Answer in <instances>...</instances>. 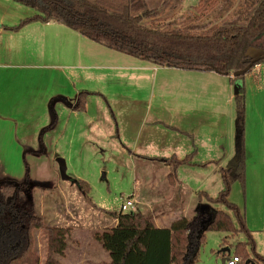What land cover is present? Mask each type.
I'll return each mask as SVG.
<instances>
[{"label":"rangeland","instance_id":"1","mask_svg":"<svg viewBox=\"0 0 264 264\" xmlns=\"http://www.w3.org/2000/svg\"><path fill=\"white\" fill-rule=\"evenodd\" d=\"M156 1L158 0L152 2ZM255 2L256 0H218L214 10L202 22L215 23L225 19L242 18L250 11ZM196 3L197 0H169L161 10L160 16H165L167 20H174L176 23L185 21L193 15V6ZM173 4L176 5L172 8ZM152 5L154 4L152 3ZM34 13L41 12L18 0H0V25H12L18 22L19 19ZM32 26L26 27L27 30L21 31L18 35L13 33H8V36L0 35V46L1 48H11L10 53L3 52L4 61L9 64L4 66L5 69L3 70H8L7 72L11 75L10 82L24 81L20 86H26L27 90L33 89V84H38L39 88L37 87L36 90L38 89L39 93L46 85H49V89L53 87V80L47 78L48 76L42 78L47 71H43L41 68L48 69L50 64H53L52 68H54L58 64L70 65L80 61L82 63L88 62V56L84 50L89 48H86L85 42L87 40L79 37V33L71 28L68 29L69 27H64L61 30V35L64 38L55 39L52 32L43 34L40 29L35 32L32 30ZM63 32L70 34L63 35ZM95 43L94 41L89 43L93 44L90 52L94 53L90 54H94V56L97 50L103 48L98 44L95 45ZM55 45L61 52L47 54ZM103 46L110 48L106 45ZM259 64V69L254 66L255 68H251L241 77L232 80L228 79L226 75L219 76L220 79L217 83L220 89L219 124L221 126V138L218 157L221 158V167L225 168L228 166L229 160L227 159H232L235 156L236 110L234 102L229 104L227 98L225 100L226 95L229 98L234 93L231 87H229L227 93L224 91L225 82L230 86L229 84L233 81L232 86L236 93L239 87L244 90L242 136L244 178L243 181L236 179L231 183L227 200L235 205L243 217L244 225L254 240V252L263 255L264 60ZM64 71H68L66 66L63 69ZM52 72L53 69H51V74H53ZM13 73L18 76H13ZM60 81H62V78ZM36 90L33 93H36ZM172 91L173 88L169 86L166 94L154 93V97H168ZM149 93L150 90L146 94L145 92L142 94L149 97ZM32 94L30 98L33 99L35 96H32ZM39 97L40 95L37 99L35 98L37 105L32 103L31 107L25 109L27 114H25L24 120L11 122L17 125V129H11L6 134H0L2 159H0L2 164V166L0 165V182L14 181L20 183L30 181L29 185L32 184V188L25 193V197L30 198L35 214L42 220V226L33 230L32 233L33 250L38 257V264H44L46 261L48 250L47 232L50 227L69 229L64 254L61 256L55 255L60 264H87L88 261L94 263L109 261V253L94 239V232L110 228L115 218L109 212H118L122 201L128 196H131L133 200L137 197L136 193L134 195L133 192L136 191V187H140L138 184L140 178L139 164L133 163L126 151L119 146H112L115 143L108 141V138L103 135L95 136L98 137V141L103 143L101 147H97L88 140L86 141V130L89 127L85 126L82 118L74 119L70 129L67 128L55 142L56 137L52 136V131L49 129L50 123H55L54 118L46 120L43 115L38 114V107L36 106L40 105L38 104L40 102ZM20 102L27 106L26 101L21 99ZM5 103L8 107L12 104L9 101ZM91 109V114L96 122L99 119V114L93 112V106ZM110 110L108 107L105 119L112 124L113 132L111 133L114 134L116 122L114 114L111 115ZM6 122L9 123V121ZM53 141L54 147L52 146ZM58 157L65 160L67 178L60 175L59 164L56 160ZM155 165V168L151 169L150 172H152V178L158 179L161 185L152 190L151 198L153 199H155L154 191L163 196L165 195L166 180L170 185L175 184V181L171 183V179L169 180L167 175L165 177L164 167L161 163L157 162ZM179 176L182 182H186L187 179L189 187L197 190V186H194L197 178L193 173L180 171ZM78 179L87 183L89 187L87 193L80 189L77 183ZM204 186H206L208 196L216 197L223 188L220 175L219 177L213 175L211 181L204 182ZM202 187H200V191H203ZM138 189L142 190L143 188ZM197 193L195 197L188 194L187 201H189L190 206L197 202ZM148 194H145V196ZM151 198H149V205H154L156 211V203L159 201ZM144 199L148 198L144 197ZM201 199L202 201L205 200L204 197H201ZM162 206L165 207V204ZM147 207L135 202L134 206L128 208L125 212L139 210L150 216L152 220L150 211L147 212ZM212 208L229 212L234 224L238 225L235 214L225 205L216 204L212 205ZM195 213V210H191L186 218L190 219ZM245 240L246 235L244 232L229 234L215 230L206 231L194 264H225L222 261L224 253L233 256L235 254V244ZM248 253L249 258H253L252 252ZM247 259L238 264H264V259L259 260V262L246 263Z\"/></svg>","mask_w":264,"mask_h":264},{"label":"trees","instance_id":"2","mask_svg":"<svg viewBox=\"0 0 264 264\" xmlns=\"http://www.w3.org/2000/svg\"><path fill=\"white\" fill-rule=\"evenodd\" d=\"M38 9L24 17L11 30L33 22L60 21L78 31L87 39L125 52L157 65L181 69L209 71L226 75L243 69L250 58L245 55L248 47L264 48V0H256L242 18L204 23L214 10L218 0H197L194 13L185 21L175 22L160 16L169 0H18ZM152 3L154 5H152ZM176 4H173L172 8ZM264 59L255 62L251 68ZM244 90L241 87L234 96L236 110L235 156L230 166L220 167L218 173L223 188L216 197L198 191L199 205L207 204L212 218L201 224L203 216L197 211L193 217H182L167 228H158L150 216L139 210L109 212L116 224L94 232V239L110 256L109 261L87 264H194L199 246L206 231L215 230L229 234L244 232L246 240L237 242L235 254L241 262H259L264 254L254 252V240L234 204L227 200L231 183L244 178L243 120ZM75 109L85 108V94L79 93ZM193 153L178 159L169 157L167 173L171 183L176 180L179 165L195 164ZM196 165H204L198 163ZM80 189L87 193L89 187L77 180ZM28 182H0V264H38L34 254L33 230L42 226L25 193L30 191ZM26 188V192H25ZM201 197L205 200L202 201ZM223 204L235 214L238 225L227 211L214 209ZM68 228L50 227L47 232V257L44 264H60L55 255H63L66 249Z\"/></svg>","mask_w":264,"mask_h":264},{"label":"crops","instance_id":"3","mask_svg":"<svg viewBox=\"0 0 264 264\" xmlns=\"http://www.w3.org/2000/svg\"><path fill=\"white\" fill-rule=\"evenodd\" d=\"M17 23L1 24L0 35L8 36V33L18 35L21 31L27 30L26 27L34 25L32 26L33 31L37 32V29H40L43 34L52 32V36L59 39L64 38L61 30L64 27L68 28L60 21L51 20L33 22L18 30L9 29ZM73 31L79 33L74 29ZM62 34L70 33L63 32ZM79 37L87 40L86 48L89 49L84 51L89 61L84 63L80 61L70 65L58 64L54 68H52L53 64H50L48 69L41 68L47 71L42 78L48 76L47 78L53 80V87L49 89V85H46L39 93L38 89L36 90L38 84H33V89L27 90L26 86H20L24 81L10 82L11 75L7 72L8 70H3L4 66L9 65L4 61L3 52L10 53L11 48L0 46V106H2L0 107V134L17 129V125L11 122L24 120L27 114L25 109L31 107L32 103L37 105L36 99L40 95L38 103L40 105L36 106L37 111L46 120L54 118L55 123H50L49 129L52 131V136L56 137L55 142L67 128L70 129L74 119L82 118L85 126L89 127L86 130V141L101 147L103 143L95 136L103 135L108 138V141L115 143L112 146H119L126 151L133 163L139 164L138 184L140 187L138 188L143 189L139 190L136 187V191L133 192L137 195L134 203L148 206L147 212L150 211L156 227L167 228L175 220L188 217L191 210L196 212L199 202L197 200L190 206L187 201L188 194L195 197L201 186L204 192H208L204 182L211 181L213 175L219 177L217 171L221 167V158L218 157L221 126L219 124L220 89L217 82L220 79L219 76L226 74L214 70L199 71L157 65L137 56L107 48L99 43L95 45L98 44L103 48L97 50L94 56L90 54L94 53L90 52L93 44H89L93 41L81 33ZM56 52L61 51L55 45L47 54ZM65 66L68 71L63 72ZM255 67L259 69L260 64ZM51 69H53V74H51ZM13 76L18 75L13 73ZM226 77L232 80V75H226ZM61 78L62 81H60ZM232 83L233 81L228 86L225 82L224 88L225 93L229 87L234 93L232 96L229 95V98L228 95L225 97L229 104L234 102L236 94ZM169 86L173 88L170 96L154 97V93L166 94ZM34 90L36 93H33ZM148 90H150L149 97L142 94L143 92L146 94ZM82 92L85 94V108L75 109L77 96ZM31 94L35 96L33 99L30 98ZM21 99L27 102V106L20 102ZM6 101L12 104L8 107ZM92 106L93 112L99 114L98 122H95L91 114ZM108 107L111 109V115L114 114L116 122L114 134L111 133L113 132L112 124L105 119ZM52 146H55L54 141ZM191 152L195 164L179 165L176 168L175 184L170 185L166 180L165 195L154 191L155 199L151 198L152 190L161 185L158 179L152 178V172H150L155 168V163L163 165V173L166 177L170 170V162L167 159L171 156L181 159ZM1 160L0 165L2 166ZM227 160L230 166L233 158ZM198 163L204 165H196ZM180 171L190 172L196 176L194 186H197V190L189 187L187 179L186 182H182L179 176ZM145 194L148 195L145 196ZM149 198L159 201L156 203V211L154 205L151 204L153 201L149 205ZM163 204L165 207L162 206ZM111 224V227L114 226L116 219ZM228 257L230 256L224 253L222 259L225 261Z\"/></svg>","mask_w":264,"mask_h":264},{"label":"water","instance_id":"4","mask_svg":"<svg viewBox=\"0 0 264 264\" xmlns=\"http://www.w3.org/2000/svg\"><path fill=\"white\" fill-rule=\"evenodd\" d=\"M245 55L248 58H250V62L243 69H240V70L233 72V76L244 75L247 71H249L251 69L252 65L255 62L259 61L260 59H264V48L250 46L247 48ZM56 160L59 164L60 175L63 178H67L68 176L66 175V172H65L66 171L65 160L61 157H58ZM208 209H209V206L207 204L199 205L197 208L198 213H207L208 214L207 218L202 222V225L205 224L207 221H209L212 218V214L208 212ZM222 261L224 262L223 259H222ZM247 262H248V260L246 261V263Z\"/></svg>","mask_w":264,"mask_h":264},{"label":"built area","instance_id":"5","mask_svg":"<svg viewBox=\"0 0 264 264\" xmlns=\"http://www.w3.org/2000/svg\"><path fill=\"white\" fill-rule=\"evenodd\" d=\"M134 206V200L131 198V196H128L124 201H122L120 205V211H127L128 208H132ZM241 262L240 258L237 256H230L228 257L224 263L225 264H238Z\"/></svg>","mask_w":264,"mask_h":264},{"label":"flooded vegetation","instance_id":"6","mask_svg":"<svg viewBox=\"0 0 264 264\" xmlns=\"http://www.w3.org/2000/svg\"><path fill=\"white\" fill-rule=\"evenodd\" d=\"M30 182V181H29ZM30 188H32V184H31V187ZM209 212V211H208ZM200 215H202L203 216V219H202V221H201V224H202V222L207 218V213H199Z\"/></svg>","mask_w":264,"mask_h":264}]
</instances>
